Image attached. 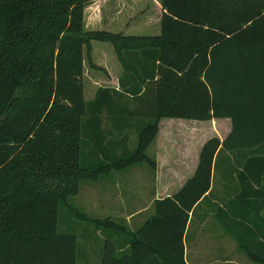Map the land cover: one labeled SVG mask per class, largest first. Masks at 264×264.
<instances>
[{"label": "trees", "instance_id": "obj_1", "mask_svg": "<svg viewBox=\"0 0 264 264\" xmlns=\"http://www.w3.org/2000/svg\"><path fill=\"white\" fill-rule=\"evenodd\" d=\"M93 1L0 0V264H76L75 234L57 231L60 207L96 227L112 222L69 204L81 182L139 164L155 169L146 149L162 119L224 118L226 139L203 144L193 176L127 232L126 253L106 238L101 264H187L189 214L210 190L215 156L242 150L254 157L214 219L264 264V0H148L160 5L157 35L86 28ZM132 17L123 30H133ZM92 42L112 46L122 73L117 90L98 88L83 103V51L88 59ZM122 97L135 105L120 107Z\"/></svg>", "mask_w": 264, "mask_h": 264}, {"label": "crops", "instance_id": "obj_2", "mask_svg": "<svg viewBox=\"0 0 264 264\" xmlns=\"http://www.w3.org/2000/svg\"><path fill=\"white\" fill-rule=\"evenodd\" d=\"M95 1L97 8L85 22L86 28L95 29L96 25L98 27L103 23V28L106 26L121 30L126 22L116 26L120 14L119 3H136L138 0ZM116 16L118 17L115 18ZM108 75L109 83L118 84L119 78L109 73ZM113 89L117 90V87ZM186 121L189 122L178 126L169 124L168 127L171 128H166L163 133L162 126L158 125V133L146 149V154L155 162V169L139 164L100 176L96 180L85 181L86 206L87 210L92 212V219L114 220L107 217L106 212L115 207L116 209L112 210L113 216L122 222V227L129 228L131 232L137 231L153 217L156 200L174 195L193 176L203 144L210 138L223 141L232 128L228 118ZM253 151H220L215 156L210 190L189 214L184 235V256L187 264H236L239 250L237 244L223 231L221 223L217 222L214 216L218 209L239 193L237 176L247 160L254 157ZM142 165L143 168L139 167ZM132 173H135L139 181L136 186L126 181ZM120 182L122 189L119 186V190L113 192V186L114 189L117 188L116 184ZM101 213L104 215H97Z\"/></svg>", "mask_w": 264, "mask_h": 264}, {"label": "rangeland", "instance_id": "obj_3", "mask_svg": "<svg viewBox=\"0 0 264 264\" xmlns=\"http://www.w3.org/2000/svg\"><path fill=\"white\" fill-rule=\"evenodd\" d=\"M97 8L96 1H93L89 5V7L85 10V20L87 21L89 18V13H95V11L90 12V8ZM120 14L116 16L118 17V21L116 26L127 24V22H131L133 19H137V24L132 27L133 30L125 28V30L121 29H112L109 27L100 28V29H107L111 32H122L127 35H157L159 34V23L158 18L160 17V5L156 3H149L148 0H138L136 3H129L127 1L119 3L118 5ZM122 12V13H121ZM135 16V17H134ZM141 16V19H139ZM141 22V26L148 25V31L145 28L139 27L138 23ZM132 23V22H131ZM97 26V25H96ZM98 26H104L103 23L99 24ZM114 27V25H112ZM111 26V27H112ZM125 27L127 25H124ZM155 26V27H154ZM157 26V27H156ZM90 28V27H89ZM155 28L156 31H152ZM99 29V28H97ZM83 69H82V81H83V89H82V99L83 103L89 102L94 98V95L98 88H111L114 87L118 88V84L114 85L109 83L107 79H109V74L111 76H116V78H120L122 73V66L119 63L115 52L112 46L109 43H102V42H92L90 44V55L87 59L85 50L83 51ZM93 66V68L91 67ZM101 70H98L96 68ZM119 106L124 107L126 109H130L135 105V101L129 99L127 97L120 98ZM132 122V121H131ZM186 120H176V119H164L161 120L159 126H162V133L166 130L169 124H175L178 126L179 124H184ZM130 123V122H129ZM137 121H133V126H136ZM166 125V126H165ZM102 128L107 132L108 128H111L110 124L105 120ZM128 137L130 138L129 141V151H133L135 148V132L134 129H130L128 131ZM144 167V165L139 166ZM131 172V171H130ZM129 180L126 179L127 182L136 186L139 182L136 177L135 173L129 175ZM117 188L114 189L113 192L119 190V186L122 184L117 183ZM122 192V190H121ZM128 194H126V198ZM86 198H87V189L85 186V181L81 182L79 185V189L76 195L70 197L68 199L69 204L78 210L79 214H83L85 218L92 219V212L87 210L86 206ZM116 208L111 207L108 212H106L107 217H111L112 222L107 223L106 226L96 227L88 220H79L70 217V213L65 207H60L59 214H58V226L57 231L58 233H72L75 234L77 239V259L76 264H101L100 255L103 250V245L105 239H112L116 252L118 254L126 253L127 250V242H128V235L127 232H131L129 228H122L118 229L115 226L122 227V222L119 221L116 217H114L112 210L114 211ZM103 216L104 214H97ZM100 220H107L100 219ZM111 220V219H110ZM115 225V226H114ZM237 259L236 264H254L251 262L248 257L237 250Z\"/></svg>", "mask_w": 264, "mask_h": 264}]
</instances>
